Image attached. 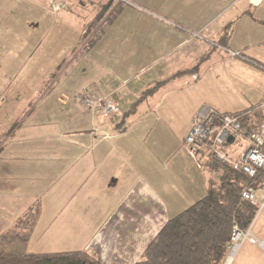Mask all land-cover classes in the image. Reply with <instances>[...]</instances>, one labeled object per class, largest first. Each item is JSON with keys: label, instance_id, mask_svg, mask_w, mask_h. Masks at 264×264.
I'll return each mask as SVG.
<instances>
[{"label": "crops", "instance_id": "0c3cea01", "mask_svg": "<svg viewBox=\"0 0 264 264\" xmlns=\"http://www.w3.org/2000/svg\"><path fill=\"white\" fill-rule=\"evenodd\" d=\"M132 2L138 7L127 5L137 8V18L127 40L107 42L120 48L119 56L108 57L100 47L84 83L56 89L54 99H45L46 111L44 105L31 110L14 132L0 136V218L12 215L8 231L39 202L31 233L46 245L39 252L94 247L104 264H134L168 218L205 195L208 180L184 149L196 112L202 106L222 113L246 109L243 101L222 100L228 91L218 94L213 75L237 66L264 75L229 55L241 52L264 66V0ZM159 35L160 49L153 40ZM225 37L227 49L218 45ZM205 55L213 61L207 67ZM186 68L192 72L172 77ZM159 76L168 80L151 103L123 117ZM82 95L110 98L120 113L102 117L81 103Z\"/></svg>", "mask_w": 264, "mask_h": 264}, {"label": "rangeland", "instance_id": "374dc122", "mask_svg": "<svg viewBox=\"0 0 264 264\" xmlns=\"http://www.w3.org/2000/svg\"><path fill=\"white\" fill-rule=\"evenodd\" d=\"M95 1L0 0V136L5 137L11 131L14 132L17 126L26 121V116L31 110L44 105L43 109L46 111L47 101L55 98L53 93L56 89L84 83L85 69H89L92 65L96 66V63L99 62L97 53L100 47L106 49L108 57L112 53L115 57L119 56L120 48L116 44H107V42H112L115 39L127 40L137 18L134 11L138 5L134 4L132 0H125V3L120 6L119 13L103 30L94 44L88 47L87 53L80 55L87 41L86 38L79 45L83 27L93 17L98 5L107 0ZM114 1V6L119 3V0ZM129 2L135 7L127 5ZM146 19L141 18L144 21ZM162 38L163 35L153 38L154 44L159 49L165 45ZM192 49L193 46L189 45L191 56ZM204 62L207 67L213 61L208 60L206 56ZM260 70L264 71L261 68ZM68 73H70L69 77ZM237 75H240L242 80ZM213 76L216 78L213 88L218 91V94L222 95L224 91H228L226 95L229 96H221L222 100L234 98L229 101H243L242 105L245 104L244 108H246L243 111L264 105L263 74L256 71H245L237 66L218 71ZM160 79L159 76L158 80ZM85 86H88L87 82ZM144 89L135 97L143 96ZM87 92L91 94L89 91ZM149 94L144 95L143 101H151L154 94ZM50 95L51 98L45 101ZM146 97L149 99L146 100ZM127 108L129 109V107ZM7 112L10 113L9 116H7ZM245 139L246 135H241L235 137L233 142H229L226 147L229 153L233 154V150L242 149L241 151H243ZM202 171L208 180V172L204 168ZM260 179L262 181V176ZM263 184L264 179L262 184L259 187L254 186V189L258 192L255 194L256 197L262 198L264 203V188L261 189ZM184 206L188 205H183L181 208H186ZM258 208L257 206L256 215ZM261 215L263 216L264 213L257 215L259 219L245 233L246 237L243 238V241L240 242L242 239L236 241L239 244V250L231 264H264V249L260 247V242L264 241V218L260 217ZM11 216L9 219L0 218V232L9 228ZM14 220L16 221V219ZM14 220L12 223L15 222ZM231 238L233 240L232 236ZM250 239H253L254 242H251ZM231 243L233 245V242ZM231 243H229L228 252L222 264H226L227 259L230 258L233 249ZM44 246L46 245H43L36 235L34 238L32 235L26 248H28L27 251L30 249L37 251ZM248 247L251 249L250 253L247 251Z\"/></svg>", "mask_w": 264, "mask_h": 264}, {"label": "trees", "instance_id": "16d2710c", "mask_svg": "<svg viewBox=\"0 0 264 264\" xmlns=\"http://www.w3.org/2000/svg\"><path fill=\"white\" fill-rule=\"evenodd\" d=\"M114 3V0H107L99 4L93 17L84 25L79 45L86 38L87 41L80 55L87 53L88 47L94 44L119 13L123 3L119 1L115 6ZM227 40L228 37L222 38L218 45L227 49ZM229 55L232 59H242L264 69L263 65L247 58L241 52L229 51ZM200 61L196 60L195 64ZM191 72L192 69L186 68L176 71L172 77L185 76ZM167 80L161 79L151 83L144 89V95L154 94ZM144 95L133 102L122 116L132 114L145 99ZM203 107L219 115L239 116L242 135H248L264 120V106L228 113L208 106L201 108ZM200 160L201 170L204 168L209 174L205 195L188 208L168 218L134 264H222L231 243L232 227L237 226L245 233L259 219L256 215L257 206L245 202L242 199V191L248 186L259 187L264 179V170L258 169L255 176L249 177L236 170L232 164L219 163L205 155H200ZM38 216L39 202H34L8 231L0 234V264H104L94 247L84 251L48 254L27 251L26 246Z\"/></svg>", "mask_w": 264, "mask_h": 264}, {"label": "built area", "instance_id": "2783aa9c", "mask_svg": "<svg viewBox=\"0 0 264 264\" xmlns=\"http://www.w3.org/2000/svg\"><path fill=\"white\" fill-rule=\"evenodd\" d=\"M250 1L255 5L262 0ZM80 100L92 112L99 113L102 117H111L120 113L119 106L107 98L95 100L82 95ZM241 135L239 116L219 115L213 110L203 107L192 122L190 131L184 141V149L199 169L202 167L200 155H205L216 162L232 164L236 170L253 177L258 169L264 170V121L259 127L246 135L243 151L241 149L230 154L226 148L229 143L228 137L232 136L233 142L235 137ZM1 146L2 142L0 141V148ZM262 188H264V184L261 186ZM256 193L258 192L253 187L248 186L242 191V199L249 204L257 205L259 207L257 215H260L264 213V203L262 198L258 199L256 197ZM245 233L240 231L237 226L232 227V251L236 248L237 253L239 244L236 241L242 239L240 241L242 242L243 238L246 237ZM250 241L254 242L253 239H250Z\"/></svg>", "mask_w": 264, "mask_h": 264}, {"label": "bare ground", "instance_id": "6f19581e", "mask_svg": "<svg viewBox=\"0 0 264 264\" xmlns=\"http://www.w3.org/2000/svg\"><path fill=\"white\" fill-rule=\"evenodd\" d=\"M260 246L262 248H264V243L263 242H260ZM235 254H236V248L232 251V254H231L230 258L227 259L228 261H226L227 262L226 264H231V262H232L233 257H234Z\"/></svg>", "mask_w": 264, "mask_h": 264}, {"label": "water", "instance_id": "95a60500", "mask_svg": "<svg viewBox=\"0 0 264 264\" xmlns=\"http://www.w3.org/2000/svg\"><path fill=\"white\" fill-rule=\"evenodd\" d=\"M232 138L231 137H228V140H231Z\"/></svg>", "mask_w": 264, "mask_h": 264}]
</instances>
